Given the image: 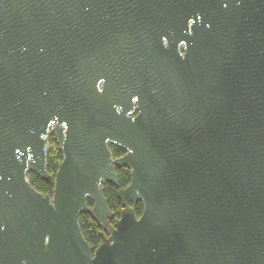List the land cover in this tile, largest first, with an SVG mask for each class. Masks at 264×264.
<instances>
[{
  "label": "water",
  "instance_id": "1",
  "mask_svg": "<svg viewBox=\"0 0 264 264\" xmlns=\"http://www.w3.org/2000/svg\"><path fill=\"white\" fill-rule=\"evenodd\" d=\"M0 264H264V0H0Z\"/></svg>",
  "mask_w": 264,
  "mask_h": 264
},
{
  "label": "trees",
  "instance_id": "2",
  "mask_svg": "<svg viewBox=\"0 0 264 264\" xmlns=\"http://www.w3.org/2000/svg\"><path fill=\"white\" fill-rule=\"evenodd\" d=\"M48 143H49V150L47 153L46 161H47V173L49 175V180L43 181L35 174L29 172L28 181L30 185L40 194L52 196L55 175L58 170V167L62 162V154L59 151L58 145L55 142L52 135L49 137ZM110 151L114 159L120 158L125 154L124 150L115 146H111ZM116 174L118 180L117 183L118 188H116L113 184L110 183H105L102 185L103 196L106 200L108 210L111 214V219L109 220L110 225L114 224L116 220L120 218L121 203L117 199V191L119 189L126 188L130 183L129 170L126 167L117 169ZM87 205L89 208L92 207L90 201L87 202ZM135 211H136V216L139 217L142 212L141 203L137 204ZM79 226L84 240L87 242V244L90 247L96 249L101 243V238L99 234L100 228L94 222V220L92 219L89 213L83 212L79 216Z\"/></svg>",
  "mask_w": 264,
  "mask_h": 264
},
{
  "label": "flooded vegetation",
  "instance_id": "3",
  "mask_svg": "<svg viewBox=\"0 0 264 264\" xmlns=\"http://www.w3.org/2000/svg\"><path fill=\"white\" fill-rule=\"evenodd\" d=\"M51 135H52L53 138H54V135H53L52 133L49 135V137H50ZM49 137H48V139H49ZM111 146H113V145H109V149H110ZM110 152H111V151H110ZM124 152H125V151H124ZM116 170H117V169H116ZM112 225H113V224H112ZM99 234H107V233L103 232V231L100 229Z\"/></svg>",
  "mask_w": 264,
  "mask_h": 264
}]
</instances>
